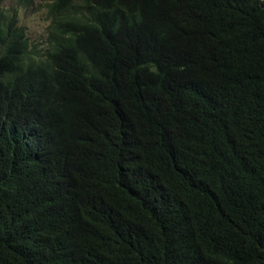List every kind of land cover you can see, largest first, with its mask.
<instances>
[{
  "label": "trees",
  "instance_id": "16d2710c",
  "mask_svg": "<svg viewBox=\"0 0 264 264\" xmlns=\"http://www.w3.org/2000/svg\"><path fill=\"white\" fill-rule=\"evenodd\" d=\"M40 1L41 51L0 10V264H264V0Z\"/></svg>",
  "mask_w": 264,
  "mask_h": 264
},
{
  "label": "rangeland",
  "instance_id": "374dc122",
  "mask_svg": "<svg viewBox=\"0 0 264 264\" xmlns=\"http://www.w3.org/2000/svg\"><path fill=\"white\" fill-rule=\"evenodd\" d=\"M40 0H4L1 11L14 15L17 23L25 27L27 37L32 45L40 51L46 46L49 21L46 8Z\"/></svg>",
  "mask_w": 264,
  "mask_h": 264
}]
</instances>
